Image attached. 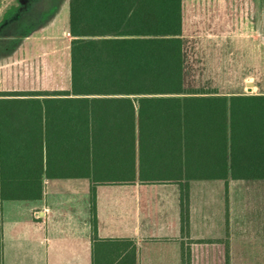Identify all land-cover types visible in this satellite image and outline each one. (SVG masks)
Segmentation results:
<instances>
[{"label":"crops","instance_id":"crops-1","mask_svg":"<svg viewBox=\"0 0 264 264\" xmlns=\"http://www.w3.org/2000/svg\"><path fill=\"white\" fill-rule=\"evenodd\" d=\"M105 2L104 18L96 20H120L137 33L112 38L159 37L149 33V25L154 30L161 20L160 0ZM18 7L25 9L24 19L13 20L11 11ZM70 20V0H16L0 20V40L9 54L25 45L29 56L46 64L60 58L67 44L69 80L41 91L71 88ZM181 20L186 90L264 94V80L255 77L264 73V0H181ZM235 58L247 59L242 64ZM235 71L245 73L240 82L227 75ZM256 122L254 136L264 153V116ZM222 129L217 116L218 140ZM23 130L25 135L26 123ZM203 133L214 136V129L208 124ZM258 227L264 228V178L148 182L138 176L95 183L88 176L44 175L37 197L14 198L0 190V264H263L264 229L255 255L246 250Z\"/></svg>","mask_w":264,"mask_h":264},{"label":"trees","instance_id":"trees-1","mask_svg":"<svg viewBox=\"0 0 264 264\" xmlns=\"http://www.w3.org/2000/svg\"><path fill=\"white\" fill-rule=\"evenodd\" d=\"M160 6L161 20L149 25L159 37L112 38L137 33L120 20H96L109 8L105 0H70L71 88L0 93L2 195L37 197L44 175L95 183L264 178L254 136L264 94L186 90L181 0ZM208 124L214 136L203 133Z\"/></svg>","mask_w":264,"mask_h":264},{"label":"rangeland","instance_id":"rangeland-1","mask_svg":"<svg viewBox=\"0 0 264 264\" xmlns=\"http://www.w3.org/2000/svg\"><path fill=\"white\" fill-rule=\"evenodd\" d=\"M14 3H16V0H0V20L1 18H3L6 10ZM25 13V9H19L18 7L15 10L11 11V14H13L11 18L13 20H22L24 19ZM8 18H10V16ZM62 26L63 24L58 25L56 29L58 31H62ZM4 43L5 42L0 40V93H6L16 90H42L38 88H40V86L42 88L47 86H54L58 83L63 84L69 80L68 56L66 53L68 47L66 43L63 44L62 56H60V58L51 59L50 62L46 64L43 60H40L39 58L37 59V57L29 56L30 54H28V51L25 50V45L22 46L19 50L13 53L11 52L9 54L7 46ZM235 59L239 60L240 63H242L247 58ZM248 59L252 60V58ZM236 69L241 70L242 68L236 67ZM256 73V79L264 80V73ZM244 74L245 73L241 71H235L231 74L228 73L227 75L230 76L234 82H240ZM197 75L199 78L209 79L208 74ZM256 219H259V217H256ZM261 229L260 227L256 228L257 231L255 230V232H253L256 234L255 239L252 240L253 244L249 249H246L251 256H253V254L255 255V250L258 251L259 246H257V244L260 242V238L258 236L263 233L259 232ZM255 257H257V255ZM255 257L251 259L252 262L255 260L258 261L257 259H255ZM242 264H254V262L250 263L245 261ZM255 264L262 263L258 261Z\"/></svg>","mask_w":264,"mask_h":264}]
</instances>
